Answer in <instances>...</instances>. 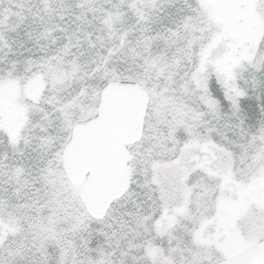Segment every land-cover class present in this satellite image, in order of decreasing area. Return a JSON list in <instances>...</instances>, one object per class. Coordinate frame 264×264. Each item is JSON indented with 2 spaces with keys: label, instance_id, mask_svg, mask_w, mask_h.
Masks as SVG:
<instances>
[{
  "label": "snow or ice",
  "instance_id": "1",
  "mask_svg": "<svg viewBox=\"0 0 264 264\" xmlns=\"http://www.w3.org/2000/svg\"><path fill=\"white\" fill-rule=\"evenodd\" d=\"M262 88L264 0H0V264H264Z\"/></svg>",
  "mask_w": 264,
  "mask_h": 264
},
{
  "label": "water",
  "instance_id": "2",
  "mask_svg": "<svg viewBox=\"0 0 264 264\" xmlns=\"http://www.w3.org/2000/svg\"><path fill=\"white\" fill-rule=\"evenodd\" d=\"M216 94L219 96L221 93L219 92L218 86L215 84L212 85ZM251 105L258 113L261 106H264V88L258 90L257 92L249 91V95L245 98H242L241 106L245 110H247L248 106Z\"/></svg>",
  "mask_w": 264,
  "mask_h": 264
}]
</instances>
